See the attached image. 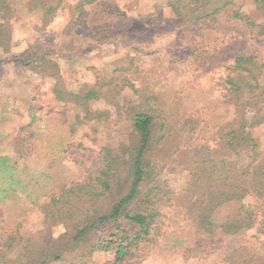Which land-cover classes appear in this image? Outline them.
I'll list each match as a JSON object with an SVG mask.
<instances>
[{
	"label": "rangeland",
	"instance_id": "1",
	"mask_svg": "<svg viewBox=\"0 0 264 264\" xmlns=\"http://www.w3.org/2000/svg\"><path fill=\"white\" fill-rule=\"evenodd\" d=\"M78 1L0 0V157H7L0 163V225L15 229L18 237L31 238V247L45 245L48 236L58 239L69 229L75 217L49 222L46 206L60 195L62 186L96 175L100 149L118 147L127 136L128 121L112 97L93 103V109L103 112L100 118L89 113L84 119L85 111L75 102L55 98L57 78L41 76L36 63L15 64L14 57L30 48L38 55L53 51L60 85L81 93L100 86L109 95H118L115 83L123 69L130 68L135 86L142 95H155L150 103L160 107L170 123L177 126L190 118L194 121L190 125L198 129L234 120L235 108L222 103L218 81L237 55L255 56L264 65V35L247 33L240 21L226 14L192 30L175 24L165 0H95L84 6L88 27L84 30L75 10ZM233 1L249 18L264 24V11L255 0ZM128 21V28L138 31L131 29L126 38L116 34L104 40L105 35L95 36L91 30ZM133 55L137 59L131 64ZM187 129H179L177 138L154 149L157 180L163 186L167 182L164 188L173 198L171 203L166 199L159 203L154 233L139 244L137 255L114 263L106 251L87 255V241L76 247L70 244L60 260L48 264H219L227 252L238 248L254 256L251 263L264 264L262 236L254 228L225 241L195 235L178 200L187 181L180 173L184 161L180 151L198 137ZM251 134L264 153V124ZM206 140L203 143L211 144ZM117 197L112 191L96 201L97 206L106 209ZM86 204L90 207L91 201ZM232 212L233 207L220 209L216 217ZM96 235L90 234V240ZM23 245L16 242L6 257L22 256Z\"/></svg>",
	"mask_w": 264,
	"mask_h": 264
},
{
	"label": "trees",
	"instance_id": "2",
	"mask_svg": "<svg viewBox=\"0 0 264 264\" xmlns=\"http://www.w3.org/2000/svg\"><path fill=\"white\" fill-rule=\"evenodd\" d=\"M94 1L79 0L76 3L77 18L84 30H88L84 21V6ZM165 1L177 26L182 24L192 30H201L206 20L211 22L226 14L229 19L240 21L247 33L264 35V24L249 18L242 6L233 0ZM255 1L264 11V0ZM127 25L129 21L126 24L97 26L91 30L95 36L105 35L104 40L116 38V34H124L126 38L130 33L128 31H138L132 27V30L129 29ZM133 47L136 50L137 46ZM30 49L14 57L13 62L18 65L36 63L37 68H41V76L57 78L59 81L53 90L55 98L75 102L85 111L83 118L86 120L90 118L89 113L95 118H100L103 113L92 108L94 102L114 98L117 102L113 105L126 114L128 132L118 147L100 149L101 165L96 175L62 186L60 195L50 200L48 208L46 206L45 218L49 222L61 223L75 217L65 234L58 239L48 236L45 245L41 242L31 247V238L18 237L15 229L0 225V264H48L52 260H60L70 244L76 247L87 241L90 242L87 255L93 251H106L112 255L114 263H122L137 255L139 244L149 241L151 238L148 236L154 233L160 213L159 203L166 200L171 203L173 198L172 191L164 188L167 182L163 181V186L157 180L154 149L162 146L166 139L177 138L176 132L187 128V131L197 132L198 137L183 145L180 151V161L184 160L180 173L187 181L178 200L191 219L195 235L225 241L254 228L256 234L262 236L264 244V153L260 152L258 142L251 134L255 127L264 124V85L261 83L264 65L255 56L237 55L226 67L227 73L221 77L222 81H218L222 103L235 108L234 120L198 129L190 125L194 122L190 118L177 126L170 123L161 108L150 103L155 95H142L141 88L135 86L130 68H124L115 83L118 95H109L108 90L104 91L100 86L81 93L60 85L55 72L58 60L52 55L53 51L38 55ZM130 59L134 64L137 56L133 55ZM203 139L211 140V144L203 143ZM6 160L7 157H0V163ZM112 191L118 197L106 209H100L96 201ZM90 201L91 214L86 204ZM228 207H233L234 212L216 217L220 209ZM90 234L98 236L90 240ZM19 240L24 242V254L15 258L6 257L5 252L9 253ZM244 250L238 248L235 253L227 252L219 264H253L254 256L244 254Z\"/></svg>",
	"mask_w": 264,
	"mask_h": 264
}]
</instances>
